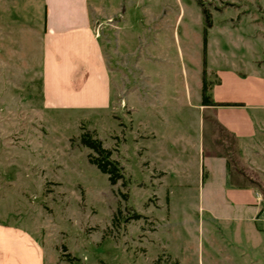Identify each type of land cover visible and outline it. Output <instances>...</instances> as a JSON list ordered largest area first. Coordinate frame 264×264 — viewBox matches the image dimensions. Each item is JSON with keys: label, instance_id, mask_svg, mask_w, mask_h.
Instances as JSON below:
<instances>
[{"label": "rangeland", "instance_id": "obj_1", "mask_svg": "<svg viewBox=\"0 0 264 264\" xmlns=\"http://www.w3.org/2000/svg\"><path fill=\"white\" fill-rule=\"evenodd\" d=\"M89 4L105 20L107 94L60 107L42 88L48 0H0V226L38 245L41 264H264V200L229 194L264 135L235 140L201 105L203 76L212 96L220 71L264 74V0ZM247 112L260 127L264 110ZM86 131L118 162L114 185Z\"/></svg>", "mask_w": 264, "mask_h": 264}, {"label": "crops", "instance_id": "obj_2", "mask_svg": "<svg viewBox=\"0 0 264 264\" xmlns=\"http://www.w3.org/2000/svg\"><path fill=\"white\" fill-rule=\"evenodd\" d=\"M90 1L48 0L43 25L42 88L46 95L52 94L54 100L46 96L47 103L51 105L85 106L94 104L98 97L100 99L107 94L103 54L96 42L97 27L105 20L96 19L101 11L89 4ZM91 27L96 28L94 34ZM92 55H95V60L91 59ZM219 74L221 84L214 85L213 100L242 104L208 106L218 108L220 124L235 140L253 139L257 131L264 135V119H260L259 127L256 119H251L247 112L264 110V74L254 72L247 74L246 78L231 71H220ZM229 86L238 89L239 98L225 96L230 91ZM257 139L256 146L260 150H250L261 162L256 166L243 163L237 170L235 183L240 184V188L229 193L237 203L264 200V139ZM253 190L257 194L255 198L252 197ZM40 251L39 246L22 232L0 226V264H41Z\"/></svg>", "mask_w": 264, "mask_h": 264}, {"label": "trees", "instance_id": "obj_3", "mask_svg": "<svg viewBox=\"0 0 264 264\" xmlns=\"http://www.w3.org/2000/svg\"><path fill=\"white\" fill-rule=\"evenodd\" d=\"M202 5V2L200 1ZM207 24H209L208 15L206 10H202ZM204 45L206 44V37L203 38ZM211 85L206 81L203 76L202 88H201V105L202 106H238L241 103L232 102H216L213 100L212 96L209 94V89ZM81 144L88 147L90 152L88 154V160L91 164L95 165L97 169L108 175V180L112 185H114L118 179L122 178L120 167L118 162L112 159V151L105 148L97 137H95L89 131L83 132L80 138Z\"/></svg>", "mask_w": 264, "mask_h": 264}]
</instances>
